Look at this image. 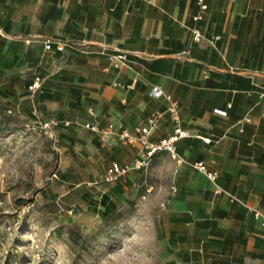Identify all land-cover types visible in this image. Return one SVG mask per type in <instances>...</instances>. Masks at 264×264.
I'll return each mask as SVG.
<instances>
[{
  "label": "crops",
  "instance_id": "1",
  "mask_svg": "<svg viewBox=\"0 0 264 264\" xmlns=\"http://www.w3.org/2000/svg\"><path fill=\"white\" fill-rule=\"evenodd\" d=\"M202 2L204 10L198 0H0V106L26 122L35 115L56 120L63 152L71 146L81 156L85 148L130 164L139 144H103L84 124L133 132L157 111L149 140L171 134L176 124L166 100L149 96L158 86L177 102L185 133L175 143L183 162L155 219L161 264H264V226L244 206L264 214V0ZM116 50L126 53L125 64L104 71ZM36 75L42 84L32 94ZM133 79V89L113 86ZM194 162L217 173L223 193L213 192ZM80 163L61 158L64 182ZM138 175L111 183L96 207L103 213L116 194L129 198Z\"/></svg>",
  "mask_w": 264,
  "mask_h": 264
},
{
  "label": "rangeland",
  "instance_id": "2",
  "mask_svg": "<svg viewBox=\"0 0 264 264\" xmlns=\"http://www.w3.org/2000/svg\"><path fill=\"white\" fill-rule=\"evenodd\" d=\"M63 146L0 106V264H161L155 219L177 163L162 154L147 169L132 170L139 175L129 198L116 194L102 213L98 197L118 180L104 181L107 153L84 148L80 156ZM61 158L81 162L65 182ZM145 184L152 190L141 199Z\"/></svg>",
  "mask_w": 264,
  "mask_h": 264
},
{
  "label": "built area",
  "instance_id": "3",
  "mask_svg": "<svg viewBox=\"0 0 264 264\" xmlns=\"http://www.w3.org/2000/svg\"><path fill=\"white\" fill-rule=\"evenodd\" d=\"M200 9L204 10L206 5L202 0H198ZM200 16H196L195 19H198ZM202 38V35L197 29H193V40L198 42ZM56 50L62 51L64 45L62 43L56 44ZM44 48L46 50L51 49V42L46 40L44 43ZM109 60V65L104 68V71H108L110 68H119L121 65L126 62V53L122 50H116L110 54H107ZM136 79H133L129 84H121L119 82H113V86L119 87L121 89L130 90L134 88ZM42 78L36 75L33 78V81L28 85V91L30 93H35L41 88ZM264 95V94H262ZM149 96L153 98H164L167 102L166 111L169 114L171 120L176 124V127L173 129V132L159 140L152 142L149 140L150 133L157 128L158 122L162 116L161 112L151 113L147 119L146 123L140 126H136L133 132H130L127 128L122 126H115L112 123L107 124L106 126L100 127L97 123L86 122L84 127L95 132L100 141L103 144H114L116 142H121L124 144L135 145L139 144L140 146V155L133 160L130 164H120L116 161H111L106 168L104 181L113 182L120 177L125 176L132 170H145L148 168L150 161L154 155L159 153H166L171 159H173L177 164L183 162V158L176 152L175 143L176 141L185 135V133L178 126L179 115H178V104L171 98L170 95L165 94L158 86L151 88ZM10 113V111H8ZM88 113L93 115L94 112L92 108H88ZM218 113H224V111L218 110ZM68 123H66L67 125ZM31 125L33 129H38L41 133L49 137L53 142L56 141L54 128L58 125V122L54 119L43 120L39 116L31 120ZM193 168L203 173L210 182L213 184V192L215 194L223 193L224 191L220 186L216 184L217 173L215 171H210L207 169L206 165L203 162H194L192 164ZM55 176V174H53ZM152 190V185L145 184L143 193L140 195L141 199H144L146 194H149ZM171 190L174 191V187L171 186ZM231 201L241 202L238 198L233 195H229ZM242 203V202H241ZM243 204V203H242ZM247 210L252 214L253 218L260 222L264 226V214L256 207L248 206L244 204Z\"/></svg>",
  "mask_w": 264,
  "mask_h": 264
},
{
  "label": "trees",
  "instance_id": "4",
  "mask_svg": "<svg viewBox=\"0 0 264 264\" xmlns=\"http://www.w3.org/2000/svg\"><path fill=\"white\" fill-rule=\"evenodd\" d=\"M155 156H157V155H154L153 157H152V159L155 157ZM151 159V160H152ZM115 205V204H114ZM114 205L112 206V207H114ZM112 209V208H111ZM108 211H106V212H103V213H107Z\"/></svg>",
  "mask_w": 264,
  "mask_h": 264
}]
</instances>
